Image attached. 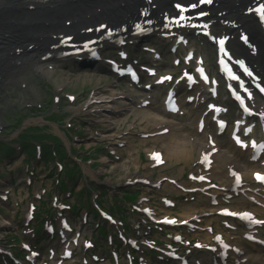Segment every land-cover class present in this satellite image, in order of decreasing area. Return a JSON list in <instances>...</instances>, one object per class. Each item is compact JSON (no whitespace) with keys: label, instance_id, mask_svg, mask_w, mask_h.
Instances as JSON below:
<instances>
[{"label":"rangeland","instance_id":"obj_1","mask_svg":"<svg viewBox=\"0 0 264 264\" xmlns=\"http://www.w3.org/2000/svg\"><path fill=\"white\" fill-rule=\"evenodd\" d=\"M159 38L160 36L151 35V37L144 38L140 42H144V47L149 49L150 46L156 47L155 43L159 44ZM170 42H172V39ZM157 46L160 51L165 48ZM190 47H193L195 54H200H196L192 68L194 69L197 66V61L200 58V61L205 59L206 66L212 71V48L194 37H188L187 45L179 50L177 57L183 58L186 49ZM116 51L117 49L112 48L101 50L104 57H112L116 55ZM144 55L149 56L150 54L145 52ZM145 59V57L142 58V60ZM164 61L168 64L158 69L160 73L178 72L183 74V70L186 68L183 63L179 67L172 66V57H168ZM50 66L51 73L47 76H38L30 72L17 84L0 88V243L10 247L11 250L15 249L14 246H17V249L20 250L23 243H29L32 246L41 244L42 240L44 248L48 246L52 242V237L48 239L46 234L36 243L35 239H39V237L33 236L31 230L36 224L34 219L39 216V209H41L42 217L48 214H50V218L53 217L57 230L58 220L69 215L68 212H64L59 207V204L66 201V199L76 207L77 214L71 216L74 222H76L75 219L79 215L85 212L82 209L89 212V209L85 207L93 205V201L97 200V203H95L102 210V205H104L107 211L127 223L132 217L128 214L125 203L141 209V207H149L148 204L151 205V202H156L157 200V198L152 201L149 200V195L147 197L142 196L143 189L147 186H138V184L133 183V180L136 176H147L150 177L149 181L151 184L156 181L155 177H153L156 172L153 171L154 169L150 166L149 161V151L155 148L153 137H148V139L140 138V134H144V131L147 132L149 130L147 134H150L152 125L145 120L140 123L139 110L143 100H149L154 105L153 107L161 105L163 89L155 87L150 94L146 95L145 99V94L138 93V95H144V97L135 100L136 103L131 105L133 111L121 116L118 119L120 123L111 132L105 124L100 123L106 115L102 112V117H99L100 115L97 117L93 112L92 105L97 104L93 98L105 86L113 84L112 90H115L116 86H118V90H127L129 89L128 84L114 80L112 76H108L103 72L89 73L83 70L79 71L78 68L72 65V61L53 63ZM91 75L99 76V78H90ZM66 76L70 77V79H67ZM75 77L81 78H79V81H75ZM183 85L185 84L183 83ZM184 88L183 86L179 90H185ZM138 105L139 107H137ZM184 108V115L172 117H167L166 114L159 115L153 109H149L147 112L150 116L167 122L169 126L174 125L175 129L178 130V134L182 135L184 140L186 139L190 143H193L195 138L203 139L204 137L203 140H205V136L198 134L195 129L200 112L198 109H194V105ZM107 112L109 111H105V113ZM189 112H193V114L189 115ZM169 130L171 133L173 127L169 128ZM120 131L124 134L121 135L120 140L125 144V149H117V147L110 144L109 140H106L114 132L119 134ZM127 132H130V134H127ZM223 136L224 138L221 141L224 143L229 142L228 137L225 134ZM169 138L161 143L162 149L160 150H162L161 154L163 156H165L164 145L172 141L170 136ZM140 139L145 142L140 143ZM13 143H20L22 152L19 150L15 152L12 147L15 145ZM32 146L33 148L30 149ZM228 147L231 148L230 145ZM158 149L156 148L155 150ZM30 150L35 154L42 153L45 157L43 160L44 164H38L37 160L32 158ZM55 153L59 156L62 164L56 165L55 163L53 166L52 158L58 159ZM198 154L199 150L195 148L192 157V159L195 157L193 162L190 164L191 159H189V162L181 170L180 175H178L177 171L184 163L180 161L170 163L169 160H166L165 162L169 165L167 167L168 170L158 168L157 170L160 174L157 177L163 175L164 177L162 178H175L177 175L183 180L186 170L196 169ZM217 172L218 168L217 170L215 168L212 174L214 177L212 182L221 184L225 175L224 173L219 175ZM184 180L186 181V175ZM60 182L67 187L66 190L72 193L71 196L66 198L60 193L67 192L65 189L60 191ZM187 186L190 185L188 184ZM85 191L86 199H83L82 195L84 196L83 193ZM171 192L168 195H173L175 190H171ZM193 195L186 196V199L193 198ZM181 197L183 196L180 194L175 195L173 200L176 207L170 209L168 214L180 216L183 212H187L188 215L186 216H191L192 213H197L198 215L204 213L202 202L192 203L190 207L189 203L183 202ZM141 198L142 200L148 199L150 203H147V206L145 202L139 203L138 201ZM29 204H33L35 210L34 219L28 229L24 219ZM75 207L71 206L70 209L75 210ZM187 207L190 208L187 211L184 210ZM92 208L94 207L92 206ZM92 218L94 221H98L96 217L93 216ZM99 222L106 225V223ZM214 224L221 225L216 220ZM76 226H78V223ZM144 226L147 231L146 234L149 236L158 232L148 222H145ZM105 227L107 228L108 226ZM109 227L111 228V226ZM82 231L86 235H95V232L91 228H86V226L82 227ZM105 232L107 233V230L100 227L96 235L102 236ZM129 234L128 230L127 235ZM169 234L171 235V233ZM261 234L264 238V229L261 230ZM16 239L19 241L18 243L15 242ZM166 240H168L167 242L170 241L169 238ZM94 241L96 245L102 244V247L97 246V250L105 249V251L109 252L112 249V245L108 244L104 239L97 237ZM252 248H248L247 257L249 258L257 255L256 247ZM123 249L125 248L122 247L121 250ZM97 250L91 254L103 257V251ZM15 255L19 256V253L15 251ZM199 255L204 258L201 254H197L196 258ZM20 256L23 257L21 254ZM235 259L236 257L232 256V262ZM77 260L78 258L75 256L68 264ZM150 261L157 264L153 259H150ZM254 261V259L250 258L249 263L254 264Z\"/></svg>","mask_w":264,"mask_h":264},{"label":"bare ground","instance_id":"obj_2","mask_svg":"<svg viewBox=\"0 0 264 264\" xmlns=\"http://www.w3.org/2000/svg\"><path fill=\"white\" fill-rule=\"evenodd\" d=\"M200 1L0 0V88L17 84L30 72L38 76L49 75L51 73L50 65L63 62L65 59L61 58L62 54L70 51L72 46L81 47V44L90 43L95 49L99 50L108 45L117 36L121 37L123 41L131 42L132 44L134 27L145 30L151 29L153 33L158 35L168 34L169 38H174V41L178 35L183 36V39L191 35L196 36L195 34L199 29L190 30L186 28L180 31L179 29L169 30L165 27L167 20L170 17H175V14L182 15L185 19L192 17L194 22H202L207 25L208 28L203 29L208 31L210 37H224L227 40L226 46L233 60L244 62L251 66L264 83V35L253 11L256 0H209L207 5L201 4ZM258 1L264 2V0ZM178 7L181 8L180 12L179 10L176 11ZM107 32H111V36H106ZM242 38H245L244 42H242ZM251 53L253 54L252 56L250 55ZM92 64L97 65L98 62ZM95 77L99 78V76H90V78ZM66 78L70 79L68 76ZM79 78L81 77H75V81H79ZM91 80L93 81V79ZM112 86L113 84H110L99 90L96 97L93 98L97 104L92 105L93 112L97 117L99 115V117H102V112L106 115L100 123L105 124L111 132L120 123L118 120L119 115L128 114L132 110L130 103H133L134 97H136L133 93L118 90V86L115 87V90H112ZM176 87L179 86L177 85ZM139 97L142 96L140 95ZM255 105L261 106L257 102ZM260 108L263 107L261 106ZM147 109L148 105L146 108L141 109L142 117L152 125L150 134L154 137L153 144L155 146V148L153 146V150L149 151V156L161 154V143L170 139L169 136L172 138V141L164 145L165 156L162 157L161 155L160 159H154L150 162L154 166L153 171L157 168L155 164L157 161L160 163L161 170H168L167 167L169 165L166 164V160H169L170 163L180 161L184 163L177 171L178 175H180L185 164L189 162L188 160L191 159L190 164L193 162L195 157L193 159L192 157L195 148L203 149L200 151V153H204L201 158L206 157L207 151H211L210 148L205 147L206 145L202 142L203 139L196 140L194 143L184 140V137L178 134L175 126H172L173 133L168 134V138L162 136V131L168 125H164L159 119L150 117V114H147ZM149 109L157 111L156 113L159 115L166 113L160 105L158 107H149ZM105 111L109 112L105 113ZM122 133L121 131L119 134L114 132L106 140H109L110 144L117 147V149H125V144L120 140L121 135H124ZM127 134H130V132H127ZM139 142L143 143L145 141L140 139ZM217 145L223 146L222 144H216V148L218 147ZM156 148L159 149L155 150ZM226 148H228L227 145L224 147L225 152L222 149L217 155V159L222 162H231V164L235 165L233 169L237 168V170L240 169L242 172H246L247 169L257 170L256 167H259L251 163L250 156L245 157L236 153H233L235 157L228 156L227 153L230 151L229 148ZM260 167L262 168L261 171L264 172V166ZM155 172L153 176L155 180L162 182V179H165L162 178L164 176L157 177L160 173L158 170ZM136 177L140 180L138 185L144 183L147 186L143 189L142 196L147 197L149 195L151 197L152 190L150 187L157 183H147L150 179L147 176ZM176 177L179 178L177 175ZM176 177L175 180H177ZM165 184L168 185L170 183ZM249 186L252 188L248 191L240 188L237 193L233 192L231 187L227 188V190L221 187L222 189L219 188L218 191L216 190L209 195L212 194L211 198L220 203L228 204L231 201L227 202L226 199L231 195V200L234 201L235 206L237 205L233 198L238 200L241 198L240 208H245L244 205H246L254 213H264L262 209L264 207V190H260L252 184ZM171 187L168 186V189ZM251 198L258 201V206H253L248 202V199ZM142 202H146V199L140 203ZM188 205L191 207V204ZM190 207L184 210L187 211ZM186 215H188L187 212L181 217H191ZM151 219L157 223V221L162 220V217L151 216ZM191 221L193 220H188L187 222L190 223ZM208 223L211 222L209 221ZM237 241L245 244L240 239H237ZM263 242L264 240L259 241V243ZM261 249L263 247L256 246L257 255L251 256L257 264H263L264 262V251H261ZM238 250L240 254H245L244 247H239Z\"/></svg>","mask_w":264,"mask_h":264},{"label":"snow or ice","instance_id":"obj_3","mask_svg":"<svg viewBox=\"0 0 264 264\" xmlns=\"http://www.w3.org/2000/svg\"><path fill=\"white\" fill-rule=\"evenodd\" d=\"M155 157H158V154H155ZM257 179H260L261 181H264V176H257Z\"/></svg>","mask_w":264,"mask_h":264}]
</instances>
